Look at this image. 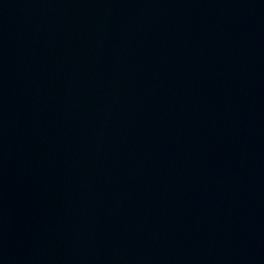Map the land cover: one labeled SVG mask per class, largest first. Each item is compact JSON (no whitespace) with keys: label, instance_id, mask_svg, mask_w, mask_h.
I'll return each mask as SVG.
<instances>
[{"label":"water","instance_id":"water-1","mask_svg":"<svg viewBox=\"0 0 264 264\" xmlns=\"http://www.w3.org/2000/svg\"><path fill=\"white\" fill-rule=\"evenodd\" d=\"M0 264H264V0H0Z\"/></svg>","mask_w":264,"mask_h":264}]
</instances>
